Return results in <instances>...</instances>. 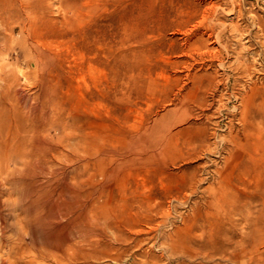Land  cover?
<instances>
[{
	"label": "rangeland",
	"instance_id": "374dc122",
	"mask_svg": "<svg viewBox=\"0 0 264 264\" xmlns=\"http://www.w3.org/2000/svg\"><path fill=\"white\" fill-rule=\"evenodd\" d=\"M40 66L86 135L41 167L1 150L0 264L264 260V0H0V104Z\"/></svg>",
	"mask_w": 264,
	"mask_h": 264
},
{
	"label": "bare ground",
	"instance_id": "6f19581e",
	"mask_svg": "<svg viewBox=\"0 0 264 264\" xmlns=\"http://www.w3.org/2000/svg\"><path fill=\"white\" fill-rule=\"evenodd\" d=\"M39 61H40V59H39ZM40 63H42V62H40ZM239 63H238V65H239ZM241 63H242V61H241ZM244 65L246 66V64H244ZM7 74L10 75V73H7ZM49 76H50L49 73H47L46 70H45V66H40L39 67L38 83H37L38 84L37 85L38 90L35 93V95H33V96H31L29 94L26 95L23 92L19 91L17 88H15L17 82H16V80L14 78L10 80L11 82L9 84H7V87H6L5 91L3 92V94H5L4 98L6 99L8 105H6L4 103L0 104V153H1L2 149H5V150H9L10 149L11 150L10 155H6V158H5L6 161L14 160V161L21 162L22 164L34 165L33 168L36 167V166L38 167V166L42 165L43 163L49 162V161H51V160H53L55 158L58 159L57 158L58 155L62 154V148L60 146L62 145L63 142H64L63 144L67 145L68 141L71 138H78L79 140L84 139V136L86 135V133H84L82 130H76V129H73L72 127H70L68 125L66 119L59 114L60 113L59 110H58V112H55L56 107H54V105L56 106V104L59 102V100H57L54 97L56 95L55 94V90H54V85H53V82H51L52 80H51V78ZM239 109H241V108H239ZM6 117H9L12 122L10 124H8V126L6 128H4V127H2V123L4 122V119ZM244 117H242V118H244ZM50 121H53V122L56 121L55 123H57V125L59 126V128H58L59 130L57 131V134H56V137L58 138L57 141H55L53 136L50 135V132H49V128L50 127L47 126V124H49ZM51 124H53V123H51ZM161 150H162V148L159 147L158 151L160 152ZM155 151H153V152H155ZM157 152H156V154L158 155L159 153H157ZM131 158H133V157H131ZM138 158H139V156H138ZM155 158H157V157H155ZM0 159H2V158L0 157ZM77 159L81 160V159H84V158L78 157ZM136 160H138V159H136ZM7 163H4V164H7ZM27 168H26V170H30L31 169V167L29 169H27ZM75 168H76V166H75ZM26 170H25V173H24L25 175L27 173ZM29 173L31 174V173H33V171H30ZM37 173H38V171H37ZM30 174H28V175H30ZM31 176L32 175H30V177ZM25 179H27V178L25 177ZM31 179H30V181H31ZM16 180L17 179H15V178H12V179L11 178H5V179H3V177H2V179L0 180V193L2 192L1 189H2L3 185L10 184V186H12L14 184H17ZM30 184H32V183H30ZM35 185H37V184H35ZM18 187H20V186L17 185V188ZM13 190H15V189H13ZM66 191L76 195V199H74L73 203L71 202V205H73L75 208H77L78 211L73 216H71L69 212L65 211L64 212L65 222L63 224H59L60 222L55 220L54 217H51L52 218V221H51V225L52 226L51 225L50 226L52 228H54L53 231H55V232L58 231L56 229H60V228L61 229H65V228L68 227V233L66 235H64V238L65 239H69L68 236L71 235V234L69 235V233H71L72 229L73 230L76 229L75 231H78V236L81 234V232L83 230L82 226H81L82 215L80 214V211H79L80 208H82L83 205L79 201L80 193L77 190H75V189H73V188H71L69 186H66ZM39 201H40V199L38 200L37 198H35L34 200H32L33 203H31V204H37V206L41 207L42 205L39 204L40 203ZM67 205H69V203ZM28 206H29V204H28ZM57 206H59V204H57V205L55 204V207H57ZM24 214H26V213H24ZM207 221H209V220H207ZM1 222H2L3 225H5L6 220L4 218H2ZM72 238H74V237H72ZM76 238L77 237H75V239ZM78 240H79V238H78ZM63 241H64V239H63ZM240 241L236 242V243H240ZM248 243L250 244V246H254V244L256 242L254 241V242H252V244H251V242H248ZM248 243L246 245H249ZM216 245L217 244H215V246ZM246 245L245 246L243 245V247H241L239 249V253L234 254V253H229L228 252L229 254L227 253L225 255L226 259L227 260H230V259L232 260L233 257H237L239 254H242V255H247L248 256L247 258H249L251 264H264V260H262L261 254L257 253V255H255L256 254L255 250H253V251L248 250L246 248ZM214 248L216 249V247H214ZM235 249H237V247L236 246L235 247L232 246V251L235 250ZM219 255H221V253Z\"/></svg>",
	"mask_w": 264,
	"mask_h": 264
}]
</instances>
